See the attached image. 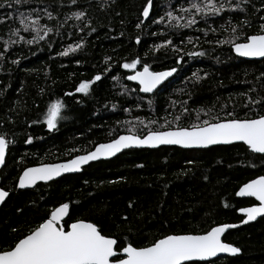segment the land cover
<instances>
[{"label":"trees","instance_id":"16d2710c","mask_svg":"<svg viewBox=\"0 0 264 264\" xmlns=\"http://www.w3.org/2000/svg\"><path fill=\"white\" fill-rule=\"evenodd\" d=\"M239 2L241 9L198 18L191 28L153 23L169 9H177L182 3L187 6V0H154L150 18L142 16L146 0H76L75 4L71 0H28L0 8V37L4 39L9 29L19 27V13L33 9L39 10L42 23L54 29L32 45L22 41L5 50L0 40V51H5L6 57L0 60V133L11 141L0 169V185L9 193L0 206V246L26 234L47 218L51 209L65 202L70 205L65 224L76 219L94 222L102 234L117 239V249L129 242L147 246L164 235L202 234L221 223L242 221L237 210L255 201L236 197V191L247 181L264 175V154L252 153L239 143L200 150L128 149L48 184L16 187L21 170L27 166L69 159L123 132L143 135L149 128L166 129L162 124L165 118L173 121V114L182 112L181 104L173 107L172 101H187L188 112L182 115L181 126L196 122L194 110L199 108L205 110L199 113L200 121L223 118L226 112H234L239 118L264 113V102L249 111L243 107L247 98L239 95L247 93L252 99L264 96V77L260 76L264 73V58L240 59L230 44L215 43L231 38L230 33L220 29L229 18L233 23L245 18L251 21V27L242 28L245 35L258 31L264 0ZM45 9L52 13L51 19ZM76 11L85 12V17L76 20L71 15ZM141 20L144 23L137 28ZM209 25L218 31L205 36L201 30ZM20 34L31 39L30 32ZM81 40L83 45L77 52L58 55L68 44ZM165 40H171L180 51L171 47L153 50V45ZM243 41L237 33V42ZM190 51H204L205 55L189 57ZM16 59L20 62L13 64ZM133 59L140 60L136 69L122 67ZM145 63L151 70L175 67L177 71L154 93L140 94L127 76ZM193 72L201 80L196 81ZM98 74L101 79L94 81L88 94L75 92L81 80H91ZM57 99L65 104L63 118L50 131L42 113ZM208 109L212 111L205 114ZM136 117L157 123L123 127L124 121ZM37 120L40 122L34 123ZM29 136L31 142L25 143ZM190 160L193 163H188ZM223 241L241 248L240 254L184 264H264V216L228 230Z\"/></svg>","mask_w":264,"mask_h":264},{"label":"snow or ice","instance_id":"6c2138e0","mask_svg":"<svg viewBox=\"0 0 264 264\" xmlns=\"http://www.w3.org/2000/svg\"><path fill=\"white\" fill-rule=\"evenodd\" d=\"M27 2L28 0H3L0 3V8L5 5L11 8L14 5ZM71 3L75 4L76 0H71ZM243 3H248V0H243ZM153 7L154 0H146V3L142 6V16L150 18V10ZM241 7L239 0L235 3L232 0H187V6L182 3L177 9H169L153 23H167L170 28H191L196 25L198 18L215 17L226 9H241ZM261 7L264 8V4ZM45 14L49 19L52 18V13L46 9ZM71 15L76 20H80L85 17V12L76 11ZM260 20L262 23L259 24L258 31L254 34L245 35L242 28L245 26L251 27V21L245 18L233 23L229 18L228 21L220 25V29L230 33L231 38L224 37L216 40L215 43L217 45L230 44L232 51L240 57H264V16H261ZM41 21L39 10L33 9L28 12H20L18 17L19 27L9 29L7 39L0 37V40H3V48L7 50L11 45L19 44L22 41L32 45L44 40L54 29ZM143 23L144 21L141 20L136 27L140 28ZM21 31L30 32L32 34L31 39H26L25 36L20 34ZM55 31L58 32L59 29ZM92 31L95 32V29L93 28ZM201 31L207 36L208 32L215 33L218 30L209 25L206 30L202 29ZM237 33L244 37V42H237ZM153 35H156V33H153ZM136 41L137 43L140 42L139 36L136 37ZM188 42L192 43L193 38L189 37ZM82 45L83 40L75 44H68L58 55L69 56V54L77 52ZM162 47H171L173 51H180L171 40L153 45V50ZM187 55L189 57L204 56L205 52L190 51ZM4 58H6L5 51H0V60ZM105 60L109 61L110 58L105 57ZM19 62V59L12 61L13 64ZM179 62L178 60L177 63ZM138 63H140L139 59H133L131 62L123 63L122 67L136 69ZM107 70L106 68L105 71ZM176 71L177 68L175 67L164 71H153L145 63L141 71H135L127 79L138 81L141 92L151 93ZM260 76L264 77V73H261ZM192 77L196 81L202 78L197 72H193ZM100 79L101 76L98 74L91 80H81L75 87V92L88 94L94 81ZM249 91H254V89ZM66 95H72V93ZM239 95L247 98L243 107L249 111L252 110L253 106L260 107L264 102V96L259 99H252L247 93H240ZM177 103L181 104L182 112L177 114L173 121L165 118L164 127L167 130H152L149 128L147 134L142 136L136 132L129 135H119L106 143L96 144L94 150L88 151L84 155H75L66 162L26 167L19 175L17 187L21 189L31 187L36 185L37 181H50L61 176L62 173L79 171L81 166L89 161L101 157H111L122 149L131 146L179 145L185 148H207L210 145L232 144L239 141L247 145L251 152L264 154V113H256L252 117L245 115L244 118H239L234 112H226L223 118L211 117L200 121L199 113L205 110L199 108L194 110L197 112V121L190 126H181L179 121L182 115L188 112V108L185 106L187 101H172V106L175 107ZM149 104H151V101H149ZM139 106L138 104L137 107ZM64 108V102L59 99L47 104L42 116L43 123L48 130L52 131L57 128L58 121L63 118L62 110ZM124 111L129 110L124 109ZM211 111L212 109H208L205 114ZM136 121L140 125H145V121L140 117H136ZM39 122V120L34 121V123ZM123 123L129 122L124 121ZM156 123V120L148 121L150 125ZM173 123H175V127L172 126ZM31 140L32 137L29 136L25 143H30ZM10 143L11 141L6 138V135L0 133V165L5 163L6 150ZM188 163L191 164L193 161L190 160ZM8 195V191L0 188V203L5 202ZM236 195L255 197L259 201L258 205L239 209L241 213L246 214V219L242 220L241 223L246 224L255 221L258 216L264 214V175L244 183ZM69 207L68 202L59 204L58 207H54L50 211L47 218L35 227L28 229L26 234L14 239L7 246H0V264H182L184 261L194 259L207 260L211 257H217L219 253L236 255L241 252V248L222 241V234L228 229L237 228L238 225L221 223L202 234L164 235L147 246H133L129 242L119 249L122 257L117 258V251L114 247L118 243L117 239L102 234V229L98 228L96 223L85 219H76L70 224L62 223L64 218L69 215Z\"/></svg>","mask_w":264,"mask_h":264},{"label":"water","instance_id":"95a60500","mask_svg":"<svg viewBox=\"0 0 264 264\" xmlns=\"http://www.w3.org/2000/svg\"><path fill=\"white\" fill-rule=\"evenodd\" d=\"M233 54H234L236 57H238V58H240V59H245V60H261V59L264 58V57H240V56H237V54H236L234 51H233ZM142 68H143V67H142ZM142 68H141L140 70H137V71H141ZM164 70H167V69H163V70H153V71H164ZM132 74H134V72H133ZM132 74H130V75H132ZM174 74H175V73H173V75H172L171 77L167 78V80L164 81L161 85H158V86H157V89H158L159 87H161L163 84H165L167 81H169V80L174 76ZM127 77H128V76H127ZM127 80H128V79H127ZM128 81H130V80H128ZM130 82H132L133 84H136V85L140 88V86H139V82H138V81H130ZM157 89H154L153 92H151V93H144V92H141L140 90H139V91H140L142 94L150 95V94L154 93ZM163 130H167V129H163ZM129 134H132V133L123 132V133L118 134L115 138H117L119 135H129ZM146 134H147V132H146L145 134H143V135H146ZM141 136H142V135H141ZM113 139H114V138H113ZM108 141H109V140H108ZM108 141H103V142H99V143H106V142H108ZM236 143L243 144V145L248 149L247 145H245L243 142H239V141H237V142H233L232 144H236ZM97 144H98V143H97ZM95 145H96V144H95ZM95 145H94V146H95ZM219 145H230V144H217V145H210V146H208L207 148H210V147H213V146H219ZM94 146H93V148H91L89 151L94 150ZM165 146L177 147V148L187 149V150H200V149H207V148H185V147H182V146H179V145H159V146H156V147H150V146H131V147H129V148L122 149L120 152L116 153L115 155H113V156H111V157H101V158H98L97 160L89 161L87 164L82 165L79 171L62 173L61 176H59V177H55L54 179H52V180H50V181L56 180V179H58V178H60V177H62V176H64V175L80 173V172L83 170V168L86 167V166H88L90 163H94V162L101 161V160H109V159H112V158L116 157L117 155H119L120 153H122L123 151L128 150V149H156V148H159V147H165ZM248 150H249V149H248ZM249 151L251 152V150H249ZM86 152H88V151H86ZM86 152L79 153V154H76V155H84V154H86ZM252 153H253V152H252ZM255 154H259V153H255ZM6 156H7V150H6ZM74 156H75V155H74ZM74 156H72L71 158H73ZM5 159H6V157H5ZM66 161H67V160H60V161H54V162H44V163H39V164H35V165H30V166H27V167H38V166H40L41 164L63 163V162H66ZM3 165H4V164H3ZM3 165H0V169L3 167ZM25 168H26V167H25ZM23 170H24V168L21 170L20 174L22 173ZM20 174H19V175H20ZM18 179H19V176H18V178H17V184H18ZM254 179H255V178H254ZM50 181H37L36 184H38V183H49ZM247 182H248V181H247ZM247 182H246V183H247ZM17 184H16V187H17ZM34 186H35V185H34ZM34 186H31V187H25V188H23V189L33 188ZM242 186H243V184H242L240 187H242ZM240 187L238 188V190L236 191V193L239 191ZM0 188H2V187L0 186ZM17 189H21V188L17 187ZM236 197H238V198H252V199L255 201V204H254V205H258V204H259V201H257V200L255 199V197H251V196H247V195H245V196H237V195H236ZM5 199H6V198H5ZM2 203H3V202H2ZM2 203H0V206H1ZM58 206H59V205H57L56 207H58ZM251 206H253V205L246 206V207H251ZM239 209H240V208H239ZM239 209L237 210L238 214H239L240 216H242V220H245V219H246V214L241 213V212L239 211ZM67 216H68V215H67ZM67 216H66L65 218H67ZM262 216H264V214H262L261 216H258L257 219H256L255 221H257V220H258L259 218H261ZM65 218H64V219H65ZM255 221H250V222H248V223H246V224H250V223H253V222H255ZM62 222H63V221H62ZM72 222H74V221H71L70 223H72ZM89 222H90V221H89ZM70 223H69V224H70ZM228 224H237L238 226L245 225L244 223H241V222H239V223H228ZM216 226H217V225H216ZM233 229H234V228H233ZM209 230H210V229H209ZM228 230H231V229H228ZM228 230H226V232H227ZM226 232H225V233H226ZM225 233L222 234V241H223V236L225 235ZM223 242H225V241H223ZM226 243H228V242H226ZM114 247H115V246H114ZM117 254H118V252H117ZM120 254L122 255L121 252H120ZM238 254H239V253H238ZM224 255H227V256H233V255L228 254V253H219V254L217 255V257H218V256H224ZM214 258H216V257H211V258H208L207 260H198V259H194V260H190V261H184V262H182V264H184V263H188V262H193V261H208V260H212V259H214Z\"/></svg>","mask_w":264,"mask_h":264},{"label":"rangeland","instance_id":"374dc122","mask_svg":"<svg viewBox=\"0 0 264 264\" xmlns=\"http://www.w3.org/2000/svg\"><path fill=\"white\" fill-rule=\"evenodd\" d=\"M173 115H177V114H173ZM205 119V118H204ZM174 120V119H173ZM161 121V120H159ZM129 123H124L123 127H135V126H142V127H145V125L147 126H152L150 124H148L146 121H145V125H140L137 123L136 120H128ZM162 122V121H161ZM165 122H163L162 124L164 125Z\"/></svg>","mask_w":264,"mask_h":264},{"label":"bare ground","instance_id":"6f19581e","mask_svg":"<svg viewBox=\"0 0 264 264\" xmlns=\"http://www.w3.org/2000/svg\"><path fill=\"white\" fill-rule=\"evenodd\" d=\"M243 42H244V41H243ZM136 71H137V70H136ZM134 72H135V71H134ZM132 73H133V72H132ZM132 73H131V74H132ZM129 75H130V74H129ZM129 75H128V76H129ZM138 90H139V87H138ZM139 93L142 94L140 91H139ZM165 147H171V146H165ZM69 159H70V158H69ZM66 160H68V159H66ZM16 184H17V183H16ZM43 184H48V183H43ZM36 185H37V184H36ZM6 198H7V197H6ZM234 246H235V245H234ZM118 253H119V252H118ZM239 254H240V253H239ZM236 255H238V254H236ZM224 256H227V255H224ZM233 256H235V255H233ZM218 257H221V256H218ZM218 257H216V258H218ZM216 258H214V259H216ZM212 260H213V259H212ZM208 261H211V260H208ZM199 262H203V261H199Z\"/></svg>","mask_w":264,"mask_h":264},{"label":"flooded vegetation","instance_id":"af4514ba","mask_svg":"<svg viewBox=\"0 0 264 264\" xmlns=\"http://www.w3.org/2000/svg\"><path fill=\"white\" fill-rule=\"evenodd\" d=\"M0 186H1V185H0ZM3 189H4V188H3ZM4 190H5V189H4ZM51 210H52V209H51ZM51 210H50V211H51ZM49 213H50V212H49ZM65 219H66V218H65ZM65 219H64V221H65ZM64 221H63L62 223H64ZM70 222H71V221H70ZM70 222H67V224H69ZM64 224H65V223H64ZM115 249H116L117 252H119V253L117 254V258H121L122 255L120 254V251H119L120 248L117 249L116 246H115Z\"/></svg>","mask_w":264,"mask_h":264}]
</instances>
